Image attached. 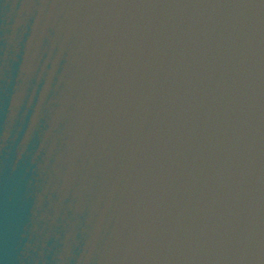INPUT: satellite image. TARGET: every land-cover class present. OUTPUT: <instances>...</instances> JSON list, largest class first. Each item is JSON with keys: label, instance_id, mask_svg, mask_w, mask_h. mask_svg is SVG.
<instances>
[{"label": "water", "instance_id": "water-1", "mask_svg": "<svg viewBox=\"0 0 264 264\" xmlns=\"http://www.w3.org/2000/svg\"><path fill=\"white\" fill-rule=\"evenodd\" d=\"M0 264H264V0H0Z\"/></svg>", "mask_w": 264, "mask_h": 264}]
</instances>
